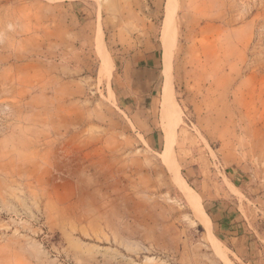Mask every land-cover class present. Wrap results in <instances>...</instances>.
I'll return each mask as SVG.
<instances>
[{
    "label": "rangeland",
    "instance_id": "374dc122",
    "mask_svg": "<svg viewBox=\"0 0 264 264\" xmlns=\"http://www.w3.org/2000/svg\"><path fill=\"white\" fill-rule=\"evenodd\" d=\"M261 194L264 0H0V264H264Z\"/></svg>",
    "mask_w": 264,
    "mask_h": 264
},
{
    "label": "crops",
    "instance_id": "0c3cea01",
    "mask_svg": "<svg viewBox=\"0 0 264 264\" xmlns=\"http://www.w3.org/2000/svg\"><path fill=\"white\" fill-rule=\"evenodd\" d=\"M151 49H148L149 51ZM137 51L133 55V58L129 63L125 64L123 77L119 81V97L120 103L124 104L125 111L129 116L135 121L140 127V132L147 135L148 132H151L153 129V121L150 120V115L153 113L155 107L157 106L155 91L160 87L162 81L160 70H158L159 60L157 56L152 51L150 52ZM154 137V136H153ZM151 138V137H149ZM228 182L221 180L219 191L221 192V205L224 204V199L229 197V192L233 191V188L236 189V182L233 177H228L226 175ZM264 198V195H260L256 199V203L261 201ZM240 209V208H239ZM234 210V208H232ZM204 214L207 216L209 222L210 219L208 215L203 210ZM231 214V215H230ZM220 230L222 233L226 234L224 236L225 240L228 239L230 234V229H237L241 226H245V223L242 225H229L230 221L234 222L232 212L224 214L221 216ZM239 220H242L241 216ZM211 223V222H210ZM261 236L264 238V231L261 230ZM229 241V239L227 240ZM232 242L238 241L237 238H231Z\"/></svg>",
    "mask_w": 264,
    "mask_h": 264
},
{
    "label": "bare ground",
    "instance_id": "6f19581e",
    "mask_svg": "<svg viewBox=\"0 0 264 264\" xmlns=\"http://www.w3.org/2000/svg\"><path fill=\"white\" fill-rule=\"evenodd\" d=\"M166 29V28H165ZM104 58V57H103ZM190 196V195H189ZM188 197V196H187ZM196 198V197H195ZM197 206V205H196Z\"/></svg>",
    "mask_w": 264,
    "mask_h": 264
}]
</instances>
